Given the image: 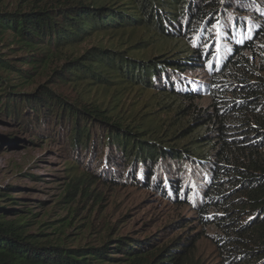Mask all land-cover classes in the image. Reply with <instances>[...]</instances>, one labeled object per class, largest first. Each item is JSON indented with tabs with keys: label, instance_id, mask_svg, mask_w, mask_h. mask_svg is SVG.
Returning a JSON list of instances; mask_svg holds the SVG:
<instances>
[{
	"label": "trees",
	"instance_id": "trees-1",
	"mask_svg": "<svg viewBox=\"0 0 264 264\" xmlns=\"http://www.w3.org/2000/svg\"><path fill=\"white\" fill-rule=\"evenodd\" d=\"M138 31L147 37L134 46L164 41L162 51L147 58L101 44L78 51L96 35ZM41 78L52 87L29 90ZM58 87L82 96L145 90L165 99L167 114L152 127H122L83 98L72 104ZM51 116L59 134L64 122L70 127L75 163L66 171L114 183V165L188 214L159 232L175 233L169 242L42 240L29 234L36 224L15 214L17 200L0 193V264H207L197 256L202 239L214 247L210 264H264V0H27L0 8V117L41 135ZM98 146L103 166L77 173L90 168ZM79 151L90 153L86 166Z\"/></svg>",
	"mask_w": 264,
	"mask_h": 264
},
{
	"label": "rangeland",
	"instance_id": "rangeland-1",
	"mask_svg": "<svg viewBox=\"0 0 264 264\" xmlns=\"http://www.w3.org/2000/svg\"><path fill=\"white\" fill-rule=\"evenodd\" d=\"M18 1L21 7H24L27 0H4L2 3L4 7L0 8L12 11L17 7ZM38 1L47 3L48 0ZM51 1L57 5L82 3L97 6L105 0ZM139 35V31L128 37L127 34L119 36L117 32L96 35L82 43L78 51L82 52L92 45L101 44L108 48L125 50L127 54L137 58H147L164 48L166 42L157 41L152 46L140 50V47L134 46L135 39L147 36ZM49 81L41 78L36 86L29 90L34 89L35 92L43 85L51 88L52 84H49ZM57 89L65 93L66 99L72 104L83 98L102 111L103 115L107 117L113 115L116 119L110 123L114 124L119 119L122 127L147 125L152 127L153 119L163 120L167 114L165 99L151 95L145 90L136 91L134 88L128 92L114 94L102 89H92L82 96L79 90L69 88L62 90L59 87ZM50 118L48 132L46 134L40 132L41 135H37L24 130L21 122H18L22 127L19 129L20 126L10 125L0 117V193L17 200L13 201L15 204L13 207L17 210L15 214L30 221V225L36 224L29 229V234L41 235L39 237L42 240L64 237L68 242L84 237L91 243L122 236L143 239L158 235L160 241L169 242L175 233L171 236L168 230L165 231L167 234L163 235L159 232L188 213L185 210H178L170 200L161 198L159 194L133 182L132 176L127 175V170L115 173L114 165H111V173L118 180L114 183L109 179H92L85 175L78 177L75 172L66 171L69 162L75 163L74 155L68 148L67 135L70 127L64 122V130L59 134L57 132L59 126L53 124V116ZM98 133L97 130L96 135ZM100 147L94 149L90 168L79 169L77 173L85 172L89 176L93 170L103 166L104 150ZM79 156L83 158L81 166H86L90 153L83 157L84 152L79 151ZM98 156L101 163L96 162ZM92 167L94 169L91 170ZM138 176L137 172L135 178ZM197 247V256L205 259L207 264L212 263L214 247L210 242L202 239Z\"/></svg>",
	"mask_w": 264,
	"mask_h": 264
}]
</instances>
